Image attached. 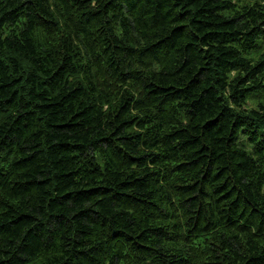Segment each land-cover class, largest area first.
<instances>
[{
	"label": "trees",
	"instance_id": "obj_1",
	"mask_svg": "<svg viewBox=\"0 0 264 264\" xmlns=\"http://www.w3.org/2000/svg\"><path fill=\"white\" fill-rule=\"evenodd\" d=\"M0 264H264V0H0Z\"/></svg>",
	"mask_w": 264,
	"mask_h": 264
},
{
	"label": "rangeland",
	"instance_id": "obj_2",
	"mask_svg": "<svg viewBox=\"0 0 264 264\" xmlns=\"http://www.w3.org/2000/svg\"><path fill=\"white\" fill-rule=\"evenodd\" d=\"M249 105H250V106H255V105H256V102L249 101Z\"/></svg>",
	"mask_w": 264,
	"mask_h": 264
}]
</instances>
